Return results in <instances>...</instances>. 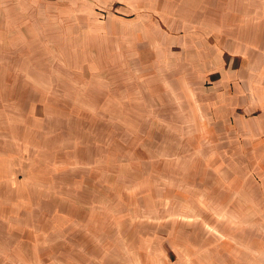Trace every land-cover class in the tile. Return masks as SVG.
<instances>
[{"label":"rangeland","instance_id":"1","mask_svg":"<svg viewBox=\"0 0 264 264\" xmlns=\"http://www.w3.org/2000/svg\"><path fill=\"white\" fill-rule=\"evenodd\" d=\"M0 264H264V0H8Z\"/></svg>","mask_w":264,"mask_h":264},{"label":"crops","instance_id":"2","mask_svg":"<svg viewBox=\"0 0 264 264\" xmlns=\"http://www.w3.org/2000/svg\"><path fill=\"white\" fill-rule=\"evenodd\" d=\"M8 5V0H0V12Z\"/></svg>","mask_w":264,"mask_h":264}]
</instances>
